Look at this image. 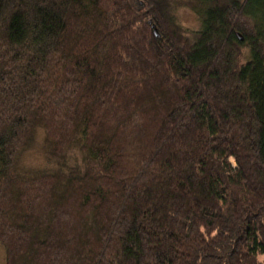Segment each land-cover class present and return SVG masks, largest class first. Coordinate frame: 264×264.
Masks as SVG:
<instances>
[{"label":"trees","instance_id":"16d2710c","mask_svg":"<svg viewBox=\"0 0 264 264\" xmlns=\"http://www.w3.org/2000/svg\"><path fill=\"white\" fill-rule=\"evenodd\" d=\"M188 3L0 0L7 264H264V0Z\"/></svg>","mask_w":264,"mask_h":264},{"label":"rangeland","instance_id":"374dc122","mask_svg":"<svg viewBox=\"0 0 264 264\" xmlns=\"http://www.w3.org/2000/svg\"><path fill=\"white\" fill-rule=\"evenodd\" d=\"M171 4L174 16L177 21L187 30H197L200 27V16L199 14L189 5V0H168ZM43 137L42 132H38L37 140L35 141L33 147L29 149L22 157V162L25 166H37L45 165L46 162L43 157V152H41V140ZM70 157L68 158V163H74L78 159L79 154L76 149L70 150ZM233 163V159L230 158ZM0 264L6 263L5 249L2 243H0Z\"/></svg>","mask_w":264,"mask_h":264}]
</instances>
